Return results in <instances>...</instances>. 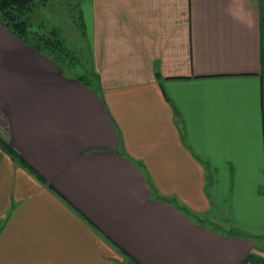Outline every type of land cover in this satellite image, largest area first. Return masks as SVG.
Segmentation results:
<instances>
[{
	"label": "crops",
	"instance_id": "1",
	"mask_svg": "<svg viewBox=\"0 0 264 264\" xmlns=\"http://www.w3.org/2000/svg\"><path fill=\"white\" fill-rule=\"evenodd\" d=\"M263 6L88 0L98 92L0 24V264L264 260Z\"/></svg>",
	"mask_w": 264,
	"mask_h": 264
},
{
	"label": "trees",
	"instance_id": "2",
	"mask_svg": "<svg viewBox=\"0 0 264 264\" xmlns=\"http://www.w3.org/2000/svg\"><path fill=\"white\" fill-rule=\"evenodd\" d=\"M46 1L48 0H0V24L25 44L53 61L64 76L76 78L91 91L98 92L99 80L94 68L91 67L90 62L88 65L87 63L77 65L75 57L66 47L58 28H52L47 32L32 29L31 14L34 7L38 2ZM81 31L84 34L82 25ZM260 31L262 40H264V6L260 17ZM0 144L15 160L23 163L19 155L6 143L0 141ZM154 193L157 196L156 192ZM124 254L128 261L121 264H137L127 253L124 252ZM246 263L264 264V260L259 256L249 254L243 262V264Z\"/></svg>",
	"mask_w": 264,
	"mask_h": 264
},
{
	"label": "rangeland",
	"instance_id": "3",
	"mask_svg": "<svg viewBox=\"0 0 264 264\" xmlns=\"http://www.w3.org/2000/svg\"><path fill=\"white\" fill-rule=\"evenodd\" d=\"M88 0H48L44 3L38 2L31 14L32 29L40 32H47L52 28H58L64 39L66 47L71 55L76 59L77 65L90 62L88 38L83 37L81 25L88 27ZM83 11V12H82ZM86 30V29H85ZM81 70V68H77ZM232 205L228 204L223 208L225 214L232 216ZM209 219L213 225L223 232L234 233L231 222L221 219L218 221L219 214L215 211ZM198 221H206L204 217L192 215ZM233 217V216H232ZM224 227H220L222 224ZM242 232V231H241Z\"/></svg>",
	"mask_w": 264,
	"mask_h": 264
},
{
	"label": "built area",
	"instance_id": "4",
	"mask_svg": "<svg viewBox=\"0 0 264 264\" xmlns=\"http://www.w3.org/2000/svg\"><path fill=\"white\" fill-rule=\"evenodd\" d=\"M246 264H249V263H246Z\"/></svg>",
	"mask_w": 264,
	"mask_h": 264
}]
</instances>
